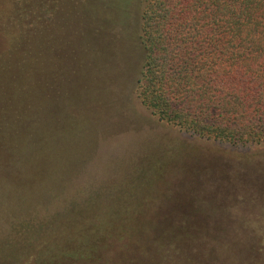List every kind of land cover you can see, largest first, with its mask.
Wrapping results in <instances>:
<instances>
[{"label": "rangeland", "instance_id": "1", "mask_svg": "<svg viewBox=\"0 0 264 264\" xmlns=\"http://www.w3.org/2000/svg\"><path fill=\"white\" fill-rule=\"evenodd\" d=\"M145 4L50 0L37 31H0L13 40L12 50L2 51L3 62L13 64L19 80L34 79L40 64L50 73L48 105L38 107V114L55 121L57 133L47 140L49 165H58L59 176L72 177L59 200L37 210L30 190L20 193L15 179L0 180V264H222V257L210 259L206 238L174 255L172 233L167 239L156 235V226L182 207L198 210L195 220L203 228L218 223L253 243L254 256L240 254V264H264V143L233 146L200 138L161 121L142 103ZM4 125L13 128L9 121ZM79 208L98 211L92 237L97 246L83 242L86 222L78 233L70 224L62 234H55L62 226L51 234V217ZM136 226H144L140 234L131 231ZM190 237L193 232L174 239Z\"/></svg>", "mask_w": 264, "mask_h": 264}, {"label": "trees", "instance_id": "2", "mask_svg": "<svg viewBox=\"0 0 264 264\" xmlns=\"http://www.w3.org/2000/svg\"><path fill=\"white\" fill-rule=\"evenodd\" d=\"M49 2L0 0V14L5 15L0 17V31L5 26L1 32H32L31 27L37 31L43 22L42 10H48ZM141 40L145 58L138 93L142 103L161 121L188 134L233 146L264 143V0H146ZM12 43L7 35L0 34V73L13 78L2 80L0 75V180L15 179L18 185L14 186L21 189L20 193L30 190L34 196L31 208L37 210L59 200L68 184L65 182L72 177L59 176L58 165H49L47 140L50 132L57 133L52 125L55 121L52 118L51 123L48 114H38V107L48 105L50 73L46 66L36 64L34 79L25 76L19 80L13 64L3 62L2 51H11ZM29 94L35 98L30 100ZM6 121L13 128L6 129ZM182 208L172 210L156 226V235L164 239L172 233L170 241L177 243L174 255L187 244L192 247L199 238H206L210 259L222 257V264H234L233 260L240 264V254L249 259L254 256L253 243L240 241L235 232L218 223L207 222L205 229L198 223L200 219L195 220L198 210ZM113 212L118 216L119 212ZM59 217L47 222L55 227L51 234L59 226L55 234H62L70 224L74 228L70 230L78 233L86 222L89 230L81 237L88 239L83 242L97 246L92 237L99 227L98 211L70 209ZM174 219L182 222L175 226ZM142 227H132L131 231L140 234ZM116 231L124 233L122 229ZM187 232H193L191 239H174ZM38 253L43 255L40 250ZM230 253L232 259L225 263Z\"/></svg>", "mask_w": 264, "mask_h": 264}]
</instances>
